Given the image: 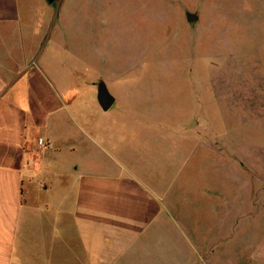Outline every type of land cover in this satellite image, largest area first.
Here are the masks:
<instances>
[{"label": "rangeland", "instance_id": "obj_1", "mask_svg": "<svg viewBox=\"0 0 264 264\" xmlns=\"http://www.w3.org/2000/svg\"><path fill=\"white\" fill-rule=\"evenodd\" d=\"M23 1L38 10L29 19L36 33L28 54H43L54 68L65 57L77 67L74 80L91 83L93 90L104 80L116 98L107 115L99 110L88 116L83 108L79 116L71 108L68 126L58 130L61 138L78 132V125L90 130L84 121L91 117L93 127L116 133L117 153L138 145L140 134L162 130L163 172L172 171L170 148L176 143L181 150L195 148L189 163L201 173L195 176L199 193L203 165H209L211 184L218 163L224 166V225L218 228L215 209L190 204L185 196L177 200L179 212L190 211L197 232L211 231L212 249L195 252L198 262L250 264L249 238L264 225V0ZM187 11L199 20L188 22ZM82 93L91 100L86 89ZM61 141V152L49 163L89 167V141L78 145L74 139V152L68 137ZM239 196L242 209L234 201ZM211 206L218 202L212 199ZM162 217V249L131 243L125 258L159 264L161 254L162 264H171L177 217L169 197Z\"/></svg>", "mask_w": 264, "mask_h": 264}, {"label": "crops", "instance_id": "obj_2", "mask_svg": "<svg viewBox=\"0 0 264 264\" xmlns=\"http://www.w3.org/2000/svg\"><path fill=\"white\" fill-rule=\"evenodd\" d=\"M31 11L38 10L23 0H0V264L142 263L125 258L126 251L131 243L162 249L160 226L168 197L177 217L171 264H205L195 252L212 249L211 231L197 232L190 211L180 214L177 200L185 196L190 204L215 209L221 228L227 209L220 180L224 166L218 163V179L214 174L211 184L209 165H203L205 184L199 193L195 176L201 173L189 163L195 148L181 150L176 143L170 148L175 150L172 171L163 172L162 130L140 134L138 145L117 148V153L112 144L116 133L106 125L93 127L91 117L84 121L90 130L78 125V132L61 138L58 130L68 126L65 114H72L71 108L79 116L83 108L88 116L103 110L97 86L93 90L91 83L86 87L74 80L77 67L65 57L54 68L43 54H28L36 33L29 30ZM85 89L89 101H84ZM40 137L48 142L43 149L37 147ZM66 137L71 152L77 141H89L88 168L49 163ZM212 199L218 206H211ZM234 201L242 209L241 196ZM249 241L250 264H264V225Z\"/></svg>", "mask_w": 264, "mask_h": 264}, {"label": "water", "instance_id": "obj_3", "mask_svg": "<svg viewBox=\"0 0 264 264\" xmlns=\"http://www.w3.org/2000/svg\"><path fill=\"white\" fill-rule=\"evenodd\" d=\"M52 3L54 0H47ZM186 20L190 23L197 22L199 16L196 13L187 11L185 13ZM97 86V100L103 111L109 110L115 103L116 98L110 93L104 80H99Z\"/></svg>", "mask_w": 264, "mask_h": 264}, {"label": "built area", "instance_id": "obj_4", "mask_svg": "<svg viewBox=\"0 0 264 264\" xmlns=\"http://www.w3.org/2000/svg\"><path fill=\"white\" fill-rule=\"evenodd\" d=\"M47 145H48V142L44 138L40 137V138L37 139V147L39 149H43Z\"/></svg>", "mask_w": 264, "mask_h": 264}]
</instances>
